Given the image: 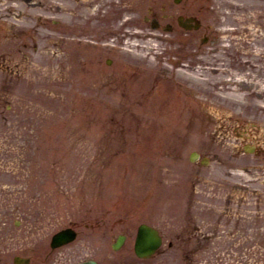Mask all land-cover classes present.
I'll return each mask as SVG.
<instances>
[{"label": "rangeland", "instance_id": "obj_1", "mask_svg": "<svg viewBox=\"0 0 264 264\" xmlns=\"http://www.w3.org/2000/svg\"><path fill=\"white\" fill-rule=\"evenodd\" d=\"M151 10L158 30L145 20ZM180 12L174 0H0V264L16 255L31 264H167L164 245L143 261L134 241L142 223L167 230V191L181 209L188 193L167 187L169 178L227 204L219 214L246 233L220 264H264V86L210 95L206 84L227 75L207 72L193 83L181 69ZM233 105L247 116L239 127ZM244 142L259 150L233 157ZM194 150L230 164H192ZM242 166L258 169L251 197L238 205L237 195L234 204L207 195L222 168ZM69 227L77 239L51 250L52 235ZM119 235L127 238L115 251Z\"/></svg>", "mask_w": 264, "mask_h": 264}, {"label": "flooded vegetation", "instance_id": "obj_2", "mask_svg": "<svg viewBox=\"0 0 264 264\" xmlns=\"http://www.w3.org/2000/svg\"><path fill=\"white\" fill-rule=\"evenodd\" d=\"M183 10L187 20L197 18L205 22L201 25L205 35L215 32L217 36H220L216 39L217 46L213 48L215 55L225 52L221 46H231L228 55H222V58L228 61L227 69L236 75L245 74L250 58L249 44L258 42V40L252 42L251 14H259V24L264 26V0H185ZM224 16L230 17L227 27L221 23V19L227 20ZM210 18H212V24L209 23ZM225 29L230 30L228 36L218 33V30ZM227 38L229 43L223 42ZM195 52L199 54L197 55L199 59L203 56L204 50L201 47ZM190 67L193 68L192 65ZM218 187V191L222 192L221 197H229L233 194L228 184H220ZM234 188H239V186L235 185ZM186 214L191 216L194 212L188 210ZM220 227L219 220L198 216L186 217L179 225L169 222L165 232L166 253L170 256L174 255L176 259L183 256L186 264H217L215 254L218 253L219 247L215 240L220 237L221 233L228 232L224 229L220 230ZM236 234L231 233L235 239ZM222 253L235 254V244L225 247Z\"/></svg>", "mask_w": 264, "mask_h": 264}, {"label": "water", "instance_id": "obj_3", "mask_svg": "<svg viewBox=\"0 0 264 264\" xmlns=\"http://www.w3.org/2000/svg\"><path fill=\"white\" fill-rule=\"evenodd\" d=\"M75 237L70 231H63L53 238V247L59 246L63 243H66L72 240ZM159 243V238L157 232L146 225H142L139 229V235L136 245L137 254L141 257L149 256L156 246ZM121 242L119 241L117 248L120 246ZM17 263H25V260L16 259ZM82 264H97L94 261H89Z\"/></svg>", "mask_w": 264, "mask_h": 264}, {"label": "bare ground", "instance_id": "obj_4", "mask_svg": "<svg viewBox=\"0 0 264 264\" xmlns=\"http://www.w3.org/2000/svg\"><path fill=\"white\" fill-rule=\"evenodd\" d=\"M262 95H264V93L262 94ZM264 103V102H263ZM261 105H262V103H261ZM263 106V105H262Z\"/></svg>", "mask_w": 264, "mask_h": 264}]
</instances>
